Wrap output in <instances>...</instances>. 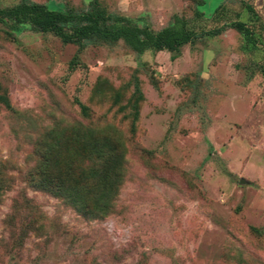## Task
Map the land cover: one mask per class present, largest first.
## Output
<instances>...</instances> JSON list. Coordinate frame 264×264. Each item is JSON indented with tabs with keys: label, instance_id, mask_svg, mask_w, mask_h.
Wrapping results in <instances>:
<instances>
[{
	"label": "rangeland",
	"instance_id": "obj_1",
	"mask_svg": "<svg viewBox=\"0 0 264 264\" xmlns=\"http://www.w3.org/2000/svg\"><path fill=\"white\" fill-rule=\"evenodd\" d=\"M19 1L88 0L0 7ZM243 1L252 12L241 0H97L153 30L176 17L196 31L238 19L254 45L225 26L177 52L136 54L0 23V264H264V0ZM103 138L102 172L117 181L99 212L96 167L82 177L67 154H100L91 142Z\"/></svg>",
	"mask_w": 264,
	"mask_h": 264
},
{
	"label": "trees",
	"instance_id": "obj_2",
	"mask_svg": "<svg viewBox=\"0 0 264 264\" xmlns=\"http://www.w3.org/2000/svg\"><path fill=\"white\" fill-rule=\"evenodd\" d=\"M197 4H201V1ZM241 4L247 11L252 12L253 9L248 3L241 0ZM221 6L218 5L214 8L211 15L212 20L217 21L221 18L219 13ZM194 14L196 17L200 16L199 11H194ZM0 23L10 30L16 29L20 24H27L35 31L50 33L62 43L75 44L80 48L90 44L121 42L136 54H140L145 50L177 52L182 45L192 43L197 37L217 35L225 26L234 28L242 33L244 38L251 42L250 44H255L250 29L238 19L229 21L219 27L196 31L192 29L187 19L176 17L173 23L158 30H153L147 25H138L123 16L106 13L99 6L97 0H88L86 6L79 10L72 7L50 9L43 3L19 1L0 7ZM171 57L173 58L174 55H171ZM260 72L264 80V69H260ZM132 93L131 108L133 111L132 119L134 120L137 112V102L141 98L137 83H134ZM0 104L8 107L7 98L1 92ZM80 108L84 109V106L80 105ZM91 144L94 145L96 152L100 151V154L98 152L93 156L87 151L75 150L72 153L69 151L67 155L73 158L74 168L79 171L82 177L87 176L83 171L85 167H96V172L92 175V179L95 181L94 201L92 203L101 212L107 205V202L102 199V189L105 187L107 190L114 191L117 173L114 169L108 170L106 173L102 172V165L112 150L109 146V140L103 138L99 142L96 141L95 144L92 141ZM102 178H104L107 185L100 180ZM40 186L45 189L50 188L55 194H62V198H67L79 210L87 207L86 203L84 206L76 204L73 195L66 192V190L61 193V187L57 184L50 187L47 183L42 182ZM64 193L66 194L64 195Z\"/></svg>",
	"mask_w": 264,
	"mask_h": 264
}]
</instances>
